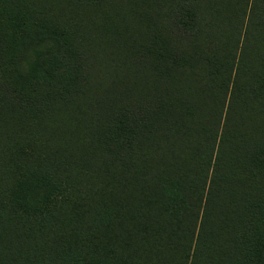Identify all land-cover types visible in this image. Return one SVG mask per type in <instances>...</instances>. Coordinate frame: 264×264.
Returning a JSON list of instances; mask_svg holds the SVG:
<instances>
[{"label":"trees","instance_id":"16d2710c","mask_svg":"<svg viewBox=\"0 0 264 264\" xmlns=\"http://www.w3.org/2000/svg\"><path fill=\"white\" fill-rule=\"evenodd\" d=\"M74 1L96 7L105 0ZM116 1L139 16L133 24L142 31L105 33L107 56L121 52L139 76L124 73L121 87L119 75L91 100L83 90L93 73L84 41L66 36L49 5L0 0L7 24L0 26V117L16 128L0 135V264H264L259 128L247 131L243 146L238 139L214 146L209 137L203 153L195 146L197 133L214 127L196 114H208L209 105L236 104L255 125L264 118V61L239 66L247 85H237L231 71L218 82L222 73L207 55L203 13L227 20L232 0H172L167 22L153 17L166 0ZM252 2L250 15L264 33V0ZM27 15L42 37L25 33ZM34 39L46 51L23 67ZM57 109L75 129L62 123L65 136L49 144L39 131L58 130ZM167 135L173 146L151 148Z\"/></svg>","mask_w":264,"mask_h":264},{"label":"rangeland","instance_id":"374dc122","mask_svg":"<svg viewBox=\"0 0 264 264\" xmlns=\"http://www.w3.org/2000/svg\"><path fill=\"white\" fill-rule=\"evenodd\" d=\"M223 1L225 2L226 0ZM243 1L245 0L231 1V14L228 16L227 20H224L218 14L209 15L205 11L203 13V24L208 28V40L211 41L210 49L207 51V55H214L215 68L217 69L218 67L220 70L219 72L217 71V74L222 73L221 76L216 78L218 82L227 79V74L229 71H231L230 79L232 82L236 83L237 85H242L246 82L247 85V70H243V73L246 74L245 77H243L237 73L238 67L241 65L247 67V60L249 63H255L257 60L264 61V33L259 31L256 21H253L254 18L252 15H250L251 6L253 4L252 0H247V2ZM31 2L36 7H45L46 5L51 6V13L53 12L54 15H57L66 24V30L69 33L66 36L73 38L74 41H84V46L89 57L88 61L92 64L93 71L90 76V82L88 83L87 88L83 89L87 98L95 100L96 97L100 95V93L107 91L102 90L106 89V87L112 84L115 78H117L119 75L122 76V79L118 81L121 87H125V82L129 78L124 73L136 75L137 72H135L134 69L129 70L126 68V64H128V62L123 59L124 55L121 52L120 57L118 56L117 59H112V57L107 56L106 44L109 43L111 39H108V36H104L105 33L118 36V32L127 34L129 33L128 31L131 33L134 32L132 36H135L142 31L141 26L133 24V22H136V19L139 16L137 14L131 13V7H129L128 4H124V9L122 10L121 6H117V3L119 5L120 1L117 2L116 0L115 2L114 0H105L99 3L96 7H92V4L85 5L84 3V5L79 4L77 6L74 0H31ZM171 2L172 0H166V4L161 7L160 13H157L153 16L155 22H167V11ZM257 7L260 9L261 6L257 5ZM53 13L52 17L55 21L57 18H55ZM20 22L28 36L39 35V38L43 36L44 32L39 30L34 25L29 15L22 17ZM117 22L120 23V26H117ZM125 24H127V26H125ZM0 26L7 27V24L4 20H2L0 22ZM101 31L104 32L102 33ZM37 39H34L33 41L37 48H29V45H27L26 50L28 53L26 52L25 48H22V55L26 52V55L23 59V67L26 66L28 62L32 61L37 54L45 53L46 50L43 49H46L47 47L46 42L42 41L37 44ZM18 40L19 38L15 36L14 42L16 43ZM7 41L8 32L5 31L3 43L6 44ZM118 45L122 46L123 43H118ZM3 52L5 53V48ZM48 58L51 60V54ZM43 60L47 62L46 59ZM114 61L118 65L114 66ZM208 64L209 63L205 64L203 69H206V67L209 68ZM136 76L139 75L137 74ZM203 76L204 78H199L201 81L203 80V85L205 88V86L208 84L205 83L207 76L204 72ZM131 78L133 79V77ZM185 80L186 78H182L181 76L179 82L181 81L184 83ZM79 101L82 106V98H80ZM209 103L211 102L209 101ZM227 103L228 102H226L223 107L220 104L209 105L210 111L208 114L207 112L204 113V109H202V114L200 111L196 113L198 119L202 116L203 120H205V117L208 115L209 125H214V127L211 126L209 128H205L200 133H197L200 135L195 146L198 147L199 153H203L202 146H204L205 142H207V137H209L211 141L214 142V146H231V143H234L237 139L241 146H243L245 141L247 143V131L255 135L254 128H259L257 131L258 137L264 138V122L261 123V119L264 120V118H261L260 121L256 122L260 125L247 122V111L244 113L240 106H237L233 103L229 104L228 106ZM53 113L55 116L53 117L52 121L57 122L55 125L58 127V130H53L51 133L47 131H39L40 135L49 144H52L51 140L54 142L57 141L58 143V139H60L61 136H65L63 130L64 128L61 125L62 123L70 124L73 131L75 129L73 122L71 121V123L67 117V115L69 116L68 112L57 109L54 110ZM214 114H216V116L212 118L211 115ZM80 118V114L77 112V123H80ZM6 124L10 125L7 120L0 117L1 136L4 133L9 136L11 135L12 129H16L15 126L10 128L9 126L5 127ZM236 131L239 133L234 134ZM197 134L193 133L194 136ZM167 138L168 141H166L163 137H156L155 143L153 146H151V148H157L156 150L158 153L161 152V149L164 146H169L170 148V146H173L171 143L172 139L168 135ZM184 139H187V137L183 135L180 136V141ZM17 143L18 140L16 133L12 137V144ZM176 147L180 149L182 154H184L185 146Z\"/></svg>","mask_w":264,"mask_h":264}]
</instances>
